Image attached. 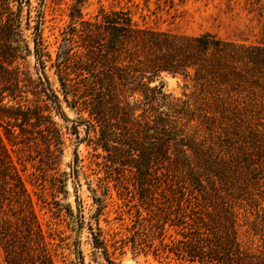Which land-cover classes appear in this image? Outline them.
Wrapping results in <instances>:
<instances>
[{"label":"rangeland","instance_id":"374dc122","mask_svg":"<svg viewBox=\"0 0 264 264\" xmlns=\"http://www.w3.org/2000/svg\"><path fill=\"white\" fill-rule=\"evenodd\" d=\"M29 1L31 27L41 20L44 51L54 59L64 31L72 26L69 12L73 0ZM119 8L130 11L143 27L184 35L209 32L245 46L264 47V0H85L81 5L83 19H93L100 9ZM27 12L24 9L23 26ZM34 32L33 28L23 27L31 52L23 54L11 71L0 76L4 105L15 109L21 105L28 112L30 123L26 122L20 131L18 126L4 121L14 131L9 134L11 142L2 126L0 131L31 193L53 263L203 264L191 262L170 249L186 243L183 233L191 227L202 226L196 215L209 223L212 217L223 220L218 197L221 195L227 207H232L239 241L246 250L242 263L264 264V90H258L254 98L246 101L254 105L236 119L196 118L189 122L178 117L186 138L207 151L215 162L212 166L202 164L199 152L181 146L187 160L180 156L175 165L168 167V175L161 176L149 191L140 194L128 169L113 168L112 175L119 172L123 184L109 177L99 158L101 150L87 142L84 125L74 130L75 122L81 123L80 114L69 108L61 96V111L66 117L63 119L42 92L37 81L42 66L33 49ZM43 58L47 60L46 56ZM44 71L58 92L49 61L45 62ZM158 81H162L166 102L175 104L187 98L184 93L193 90L192 82L180 75L163 72ZM194 101L197 105L202 99L194 95L191 102ZM191 110L197 115L201 112L195 105H191ZM217 168L224 173L222 182L214 172ZM193 176L200 179L204 189L199 195L189 191ZM211 181L218 189L216 197ZM179 184L186 187L185 198L179 201L184 209H178L176 204L179 195L174 191ZM169 187L174 191L170 192ZM142 195L147 198L143 200ZM189 205L197 210L195 214H191ZM183 210L191 213L183 218ZM0 264H7L1 246Z\"/></svg>","mask_w":264,"mask_h":264},{"label":"trees","instance_id":"16d2710c","mask_svg":"<svg viewBox=\"0 0 264 264\" xmlns=\"http://www.w3.org/2000/svg\"><path fill=\"white\" fill-rule=\"evenodd\" d=\"M84 1L73 0L69 12L72 26L64 31L52 59L44 51L41 20L31 27L30 1L0 0V76L11 71L23 54L31 52L23 27L33 28V49L42 66L37 77L42 92L63 119L66 117L61 111L62 100L80 114L81 123L75 122L74 130L84 125L87 142L101 150L99 158L103 159L110 178L123 184L119 172L115 176L112 171L128 169L141 189L140 194H144L161 176L168 175V167L175 165L180 156L187 160L180 148L184 145L199 152L202 164L212 166L215 161L209 159L207 151L186 138L178 117L189 122L196 118L236 119L254 105L246 101L254 98L258 90H264V47L245 46L209 32L184 35L143 27L124 8L100 9L93 19H83L81 5ZM24 9L28 11L25 26ZM43 56L54 69L58 92L52 88L44 71ZM163 72L192 82L193 90L183 94L186 99L175 104L166 102L162 81H158ZM3 94L0 87V126L11 142L10 135L14 131L6 127L4 121L23 131L30 117L27 118L28 112L21 105L16 109L5 106ZM194 95L200 96L202 102L197 105L196 101L191 102ZM191 105L200 108V114L194 113ZM20 111L22 113H18ZM82 113L87 116L83 117ZM163 168L166 171L162 172ZM214 172L222 182L224 173L218 168ZM201 186L200 179L193 176L189 191L199 195L204 191ZM185 188L183 184L177 185L175 191L169 187L170 192L179 195L178 209H184L180 202L185 198ZM211 190L216 197L218 189L213 181ZM142 196L143 200L147 198ZM218 197L223 220L212 217L209 223L196 215L195 219L202 226L191 227L183 233L186 243L175 246L171 252L203 264H244L246 250L239 241L232 207H227L221 195ZM189 208L191 214L197 211L191 205ZM189 212L183 210V218ZM96 242L99 239L96 238ZM0 246L7 264H54L31 193L1 131Z\"/></svg>","mask_w":264,"mask_h":264}]
</instances>
